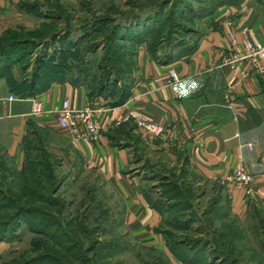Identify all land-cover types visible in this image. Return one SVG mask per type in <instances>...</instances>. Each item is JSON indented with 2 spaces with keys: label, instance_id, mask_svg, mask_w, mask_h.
I'll use <instances>...</instances> for the list:
<instances>
[{
  "label": "crops",
  "instance_id": "0c3cea01",
  "mask_svg": "<svg viewBox=\"0 0 264 264\" xmlns=\"http://www.w3.org/2000/svg\"><path fill=\"white\" fill-rule=\"evenodd\" d=\"M43 1L0 0V38L9 30L26 28L27 4ZM202 29L197 47L188 55L167 62L151 57L137 60L128 100L116 107L101 102L103 133L93 144L72 143L58 127V111L65 99L74 108L91 100L101 105L89 97L86 85L52 83L37 95L48 112L34 115L32 98L1 101L14 92L0 76V158L21 171L29 155L40 161L48 153L55 170L96 175L122 200L130 237L167 253L166 238L156 230L163 214L154 203L162 199L161 183L173 176L185 175L186 182L207 200H224L241 223L259 224L264 218V75L251 70L228 97L230 68L221 65L232 48L229 30L241 44L246 31L264 44V0H226L202 19ZM172 68L180 77L175 84ZM131 110L165 125L171 145L151 142L134 122H122ZM240 159L257 178L259 199L243 189L232 191L231 198L229 189L218 182Z\"/></svg>",
  "mask_w": 264,
  "mask_h": 264
},
{
  "label": "rangeland",
  "instance_id": "374dc122",
  "mask_svg": "<svg viewBox=\"0 0 264 264\" xmlns=\"http://www.w3.org/2000/svg\"><path fill=\"white\" fill-rule=\"evenodd\" d=\"M165 2H40L25 18L26 46L13 47L8 54L21 52L24 57L20 63L16 59L9 62L13 85L21 90L39 70L74 73L95 93L107 88L104 95L93 99L110 105L117 87L123 86L118 80L127 78L129 62L152 58L151 50L165 59L166 45L161 42L186 30L179 24V10L199 5L197 0ZM186 25L195 27L190 18ZM5 173L0 179V264H182L179 257L183 259V253L176 257L170 249L167 253L130 237L122 200L100 184L96 175H69L67 168H58L56 175L65 181L54 190L50 181L53 170H42L46 182L28 175L32 183L12 165L8 164ZM195 191L200 194L199 202L192 199V203L195 208L199 203L205 213L212 201L202 191ZM219 197L223 199L222 194ZM223 202L212 207L211 217L206 215L213 225L186 221L197 218L201 213L197 210L187 213L185 220L170 212L163 220V231L168 238L190 245L215 238L221 247L220 264H264V225L241 223ZM231 240L236 250L228 245Z\"/></svg>",
  "mask_w": 264,
  "mask_h": 264
},
{
  "label": "trees",
  "instance_id": "16d2710c",
  "mask_svg": "<svg viewBox=\"0 0 264 264\" xmlns=\"http://www.w3.org/2000/svg\"><path fill=\"white\" fill-rule=\"evenodd\" d=\"M172 0H167L165 2L166 4L171 2ZM198 2V7H189L184 10H179V16L181 17V21L179 22L180 25L185 26L184 32L177 31L178 33H173L172 38L165 43L164 41L161 42L165 46V51L164 53L166 54L165 59H161L162 62H167L171 59H176L179 56H184L188 55L191 53L196 46L198 40L200 39L203 29H202V19L205 18L206 16L212 14L216 8L223 2H226V0H197ZM39 5V3H33V4H27L26 8L28 12H32L31 10L35 9L37 7L36 5ZM190 17H189V16ZM187 18H190L192 23L195 24L194 29L188 28V25H186V20ZM26 28L20 29V30H9L6 35H3L0 38V76L4 77L7 79L12 92L14 94L18 95L20 98L25 99V98H34L36 95L42 93L43 91L47 90L51 86L52 83L54 82H66L70 81L74 84H85L84 80H81V77H78V75H75L74 73H70L68 75L67 73L65 74H54V73H49L45 71V73L39 72L35 73V75L32 76V79H29L27 83H25V87L20 89H17L15 85L12 83V79L10 77L11 75V69L9 66V62L16 59L15 63H20L23 61L24 57L21 56V52H18L14 54L13 56L8 55L9 51L13 47H24L26 46ZM187 34V35H186ZM159 45L158 47H161L162 45ZM152 58L153 59H159V53L157 51L151 50ZM154 54V55H153ZM7 59L8 64L5 63V60ZM13 62V61H12ZM137 64V59H133L131 62L128 64V73H127V78L124 77L123 79H119V82H123L122 88L117 87L119 89L117 93V96L113 101H111L110 105L113 107L120 106L124 104L128 98L130 97L131 93V88L133 85V80H132V75L133 71L136 67ZM9 66V67H8ZM117 82V83H119ZM111 83V82H109ZM86 85V84H85ZM88 88V93L89 97L93 99L95 96L99 95H104L105 90L107 88L104 87L102 91L99 93H95L86 85ZM107 96V95H106ZM44 157L41 158L40 161H36L34 158L35 156L29 155L27 157V164L24 167V169L21 170V175L24 178L28 179V175L33 174L31 176L33 177H39L41 181L46 182L42 178V170L48 169V170H53V174H51L50 181L53 182L51 185V189L55 190V186L57 184L63 185L64 180L60 179L59 180V175H56L55 173V166L53 163L50 161V155L48 153H44ZM34 159V160H33ZM10 162L6 160L5 158H0V179H4L3 172L5 173L7 171V166ZM15 168V167H14ZM16 169V168H15ZM6 174V173H5ZM57 176V177H56ZM9 178V176L7 177ZM5 178V179H7ZM187 177L182 176V179L173 176V179L170 180L169 182L166 180L165 182L161 183V193L163 194L162 199L159 200L158 202L154 203V205L162 211L163 214V220L166 218V214H169L170 212L174 213V218L176 216H179L183 218L184 220L186 219L187 213L193 212V211H200V204L198 203L197 208L194 206L195 203H192L194 201L199 202V195L197 196L195 194V190L192 188V186L186 182ZM181 180V181H180ZM27 182L32 183L31 180H27ZM182 182V184H180ZM57 187V186H56ZM51 189H49L51 191ZM194 201H193V200ZM220 199V198H219ZM221 200V199H220ZM220 202L218 200H213L212 201V206H210L209 210L206 211L205 213H200V215L196 214L197 218L195 219H190L187 218L186 221L193 220L196 222H205L206 224H214L212 223L210 219H207V216L212 215V207H216L219 205ZM195 208V209H194ZM195 213V212H194ZM207 215V216H206ZM201 216V218H200ZM199 217V218H198ZM206 217L205 221L202 220V218ZM209 217V218H210ZM163 220L160 224V226L156 229L158 232H161L164 234L166 238V242L168 245V248L172 252L174 256H178V253H183L184 255L183 259L182 257L179 259L181 262L185 264H220L218 260L222 258V254L220 253L221 248L219 244H217L215 238H213L211 241H204L203 243L200 241L201 239L195 241L194 244L190 245L187 244L186 241L178 242L175 241L174 238H171L166 236L167 234L163 231L162 225H163ZM170 222V220H168ZM254 225H264V218L260 217V223H256ZM216 233V231H215ZM207 235V234H206ZM172 236V235H170ZM228 245L232 247V249L236 250V246L234 245L233 241L231 240ZM223 247V246H222ZM229 248V247H228ZM230 249V248H229ZM209 250V251H208ZM207 260H204V259ZM225 263V262H224Z\"/></svg>",
  "mask_w": 264,
  "mask_h": 264
},
{
  "label": "built area",
  "instance_id": "2783aa9c",
  "mask_svg": "<svg viewBox=\"0 0 264 264\" xmlns=\"http://www.w3.org/2000/svg\"><path fill=\"white\" fill-rule=\"evenodd\" d=\"M232 27V23H229ZM228 31L230 38V52L222 63V67H229L230 72L227 81V96L230 97L242 77H246L253 70L264 75V44L260 43L255 36L251 37L248 31L245 32L242 44L234 37L233 33ZM171 83L180 82V77L172 68L170 70ZM20 97L16 94H10L8 97L2 98L3 103H11ZM32 114L42 115L47 113L43 100L36 95L31 99ZM58 111V127L60 132L72 143L93 144L100 140L103 133V126L100 121V113L102 112V103L99 106L95 101H89L82 108H74L70 100L67 98L62 102ZM134 122L148 136L149 141H162L171 145L168 137L167 127L161 123H153L144 115L136 110H131L123 118L122 122ZM118 125L121 122L117 123ZM252 147V145H249ZM221 186L229 189L231 198L232 191L243 189L249 197L260 195L256 190L257 178L250 173L243 159L239 160V164L233 167L232 171L218 180Z\"/></svg>",
  "mask_w": 264,
  "mask_h": 264
},
{
  "label": "clouds",
  "instance_id": "9594fccd",
  "mask_svg": "<svg viewBox=\"0 0 264 264\" xmlns=\"http://www.w3.org/2000/svg\"><path fill=\"white\" fill-rule=\"evenodd\" d=\"M196 87V85L195 84H193V88H195Z\"/></svg>",
  "mask_w": 264,
  "mask_h": 264
}]
</instances>
